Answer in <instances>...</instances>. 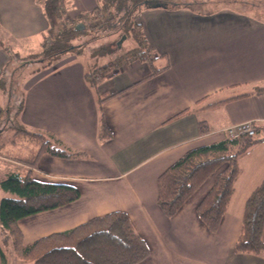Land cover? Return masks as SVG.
<instances>
[{
	"label": "crops",
	"instance_id": "crops-1",
	"mask_svg": "<svg viewBox=\"0 0 264 264\" xmlns=\"http://www.w3.org/2000/svg\"><path fill=\"white\" fill-rule=\"evenodd\" d=\"M68 2L70 19L99 8L97 0ZM138 24L152 54L167 60L166 70L147 78L156 69L154 62H132L92 89L85 81L90 70L73 55L40 71L25 88L17 123L29 132L52 134L85 157L39 158L31 174L35 181L74 187L80 197L21 219L24 245L123 212L149 250L139 264H264V256L234 252L245 203L264 179V141L241 158V173L215 234L196 214L215 175L171 219L157 206L158 178L188 151L223 141L229 129L245 123L264 139V15L229 8L209 16L156 9L141 12ZM46 29L37 0H0V35L13 53L19 55L15 48L27 43L38 42L40 48ZM7 65L9 57L0 49V79ZM4 92L0 89V108L9 103ZM114 93L102 105L112 138L101 143L97 100ZM205 99L204 105H219L177 117ZM201 122L207 128L203 134ZM32 154L26 152L21 160ZM18 158L1 162V177L29 170ZM1 239L6 234L0 230Z\"/></svg>",
	"mask_w": 264,
	"mask_h": 264
},
{
	"label": "trees",
	"instance_id": "trees-1",
	"mask_svg": "<svg viewBox=\"0 0 264 264\" xmlns=\"http://www.w3.org/2000/svg\"><path fill=\"white\" fill-rule=\"evenodd\" d=\"M98 10L95 14L81 13L74 19L69 18L68 0H37L47 22V29L40 44V52L31 58L37 60L43 69L53 66V62L70 53L75 56L83 54L85 45H75L76 39L87 31L95 32L104 25L113 26L122 15V22L117 29L120 36L131 38L136 46L123 57H118L106 65L95 68L85 74V81L94 89L97 84L132 62L152 63L159 59L149 50L141 25L131 20L138 6L146 8L185 9L197 14L212 15L216 10H206L210 0H140L126 11L121 0H97ZM251 11L264 15V0H239ZM217 3V2H216ZM214 4V3H213ZM211 3V6L213 5ZM115 5V7L112 9ZM137 7V8H136ZM213 7V6H212ZM136 8L134 11H132ZM238 13V12H237ZM242 14V13H238ZM258 14V13H257ZM119 21V20H118ZM119 23V22H117ZM114 28V27H113ZM84 29V30H82ZM115 29V28H114ZM0 49L9 57V65L0 79V89L4 90V76L18 54L13 53L9 43L0 38ZM167 69H154L147 78ZM262 89L258 90L261 93ZM118 93L102 96L97 100L99 112L98 140L105 142L112 138L104 116L102 105ZM206 101L197 103L194 109L185 110L177 117L192 111H204L219 105H204ZM229 100L221 101L226 103ZM199 105V106H198ZM23 107L22 98L16 108H0V120H12L11 128L16 135L30 139L36 152L20 162L29 168L24 175L9 174L0 182V189L13 195V198L0 199V230L6 234V240L0 241L1 264H139L149 256L145 242L137 234L128 216L123 212H112L94 218L71 230L51 234L38 241L24 245L23 235L18 227L21 219L38 213L51 211L77 201L79 191L68 185L45 184L32 178V170L36 168L39 158L43 155L60 159H77L85 154L76 152L65 146L50 133L29 132L17 123ZM13 112L11 115L10 112ZM10 115L9 117H3ZM12 116V117H11ZM207 128L200 123V133ZM229 138L188 151L176 163L169 167L157 181V206L163 215L171 219L189 200L195 191L211 176L215 182L196 209L199 220L211 234H215L227 206L234 193L235 182L241 169L240 160L252 148L264 141L263 138ZM264 227V179L247 199L239 236L234 245L237 254L264 256L262 240ZM8 241V242H7ZM8 243V244H7ZM7 246L6 250L3 245Z\"/></svg>",
	"mask_w": 264,
	"mask_h": 264
},
{
	"label": "rangeland",
	"instance_id": "rangeland-1",
	"mask_svg": "<svg viewBox=\"0 0 264 264\" xmlns=\"http://www.w3.org/2000/svg\"><path fill=\"white\" fill-rule=\"evenodd\" d=\"M140 0H121L122 3H125L126 11H130L132 6L136 3H139ZM178 2H184L185 0H177ZM237 1V2H236ZM209 6H207L206 10L213 11L222 8H229L234 9L238 13H251V15H256L257 11H251L250 8H247L243 3L237 5L239 0H210ZM217 2V3H216ZM236 2V3H234ZM211 3L213 4L211 6ZM71 6V4H70ZM70 6L68 7L70 10ZM117 8L115 5L112 9ZM264 7V6H263ZM137 8V7H136ZM134 8L132 11H134ZM156 9H167L168 8H146L145 6L141 5L138 6L137 11L131 17V20L134 23H138L139 15L141 12L148 11V10H156ZM122 15L118 18L117 23L113 26L104 25L102 29H99L95 32L87 31L85 34L79 36L76 41L74 42L75 45H85L87 46L83 54L80 55L87 65L88 70L92 71L95 68L102 67L109 62L114 61L118 57H123L126 53L132 50L136 46V42L131 38L126 39L120 48H118V43L123 36H120V30L117 29V26H120L122 22ZM115 29H114V28ZM84 30V29H82ZM1 38V35H0ZM44 38V36H43ZM3 41V39H2ZM38 43V42H37ZM37 43L25 44L22 48H18L20 53L18 57L13 58V63L8 68V73L6 75V85L4 89L5 96L9 99V103L6 106L9 108H16L18 102L21 100L23 92L25 88L31 83L35 78L39 77L41 74L39 72L46 71L47 69H51L55 67L57 64L68 58L69 56H73L70 53L63 55L60 59H57L53 62V66L43 69L42 65L37 62V60L32 59L33 55H36L40 52L39 45ZM151 52V51H150ZM152 53V52H151ZM75 57V55L73 56ZM167 60L162 61L157 59L154 61V67L156 69H161L165 67ZM96 88V87H95ZM3 106V109L6 108ZM10 112V111H9ZM13 115V112H10ZM10 115H5L3 117H9ZM12 117V116H11ZM10 122L0 120V164L1 162H6V160L15 161L16 157H21L25 155L26 152L32 151L33 154L36 152V149H33V143L30 139L23 137L21 134L16 135L15 129L9 127ZM253 125V124H252ZM256 131V130H255ZM256 136V132H255ZM1 175V169H0ZM4 179V177L0 176V182ZM1 198H13V195L6 193L0 189V199ZM2 240V239H1ZM3 245V244H2ZM6 245V244H5ZM3 245L4 249L6 250L7 246Z\"/></svg>",
	"mask_w": 264,
	"mask_h": 264
},
{
	"label": "built area",
	"instance_id": "built-area-1",
	"mask_svg": "<svg viewBox=\"0 0 264 264\" xmlns=\"http://www.w3.org/2000/svg\"><path fill=\"white\" fill-rule=\"evenodd\" d=\"M229 138H240L241 136H247L249 138L255 137V128L251 123H245L235 128L228 130Z\"/></svg>",
	"mask_w": 264,
	"mask_h": 264
},
{
	"label": "water",
	"instance_id": "water-1",
	"mask_svg": "<svg viewBox=\"0 0 264 264\" xmlns=\"http://www.w3.org/2000/svg\"><path fill=\"white\" fill-rule=\"evenodd\" d=\"M125 40H126V37L123 36V37L121 38V40L119 41V43H118V48L121 47V45L123 44V42H124Z\"/></svg>",
	"mask_w": 264,
	"mask_h": 264
}]
</instances>
